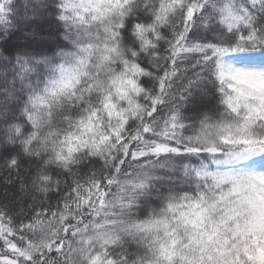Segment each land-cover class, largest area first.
Segmentation results:
<instances>
[{
    "label": "snow or ice",
    "instance_id": "1",
    "mask_svg": "<svg viewBox=\"0 0 264 264\" xmlns=\"http://www.w3.org/2000/svg\"><path fill=\"white\" fill-rule=\"evenodd\" d=\"M41 7L67 49L0 53V264H264V0Z\"/></svg>",
    "mask_w": 264,
    "mask_h": 264
},
{
    "label": "trees",
    "instance_id": "2",
    "mask_svg": "<svg viewBox=\"0 0 264 264\" xmlns=\"http://www.w3.org/2000/svg\"><path fill=\"white\" fill-rule=\"evenodd\" d=\"M41 4L50 8V0H8L5 20L0 23V53L4 56H14L17 48L28 47L37 55L55 56L60 49H67L68 41L55 31L54 25L50 24L48 11L42 8ZM29 13H36V17L30 19ZM34 29V36L23 35L32 33ZM2 70L3 65L0 63V71ZM3 176L4 174L0 173V196L4 193ZM11 190L9 186V191Z\"/></svg>",
    "mask_w": 264,
    "mask_h": 264
},
{
    "label": "clouds",
    "instance_id": "3",
    "mask_svg": "<svg viewBox=\"0 0 264 264\" xmlns=\"http://www.w3.org/2000/svg\"><path fill=\"white\" fill-rule=\"evenodd\" d=\"M145 259H149L148 257H146Z\"/></svg>",
    "mask_w": 264,
    "mask_h": 264
}]
</instances>
